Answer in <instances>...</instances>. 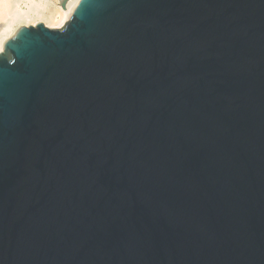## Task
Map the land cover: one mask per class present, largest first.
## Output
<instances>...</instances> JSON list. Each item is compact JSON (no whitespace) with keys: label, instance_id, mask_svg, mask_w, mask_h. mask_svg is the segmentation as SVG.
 I'll use <instances>...</instances> for the list:
<instances>
[{"label":"water","instance_id":"1","mask_svg":"<svg viewBox=\"0 0 264 264\" xmlns=\"http://www.w3.org/2000/svg\"><path fill=\"white\" fill-rule=\"evenodd\" d=\"M0 264H264V0H79L19 27Z\"/></svg>","mask_w":264,"mask_h":264},{"label":"bare ground","instance_id":"2","mask_svg":"<svg viewBox=\"0 0 264 264\" xmlns=\"http://www.w3.org/2000/svg\"><path fill=\"white\" fill-rule=\"evenodd\" d=\"M47 2L34 1L32 12H18L16 9H11V0H0V53L5 50L7 41L11 39L21 25L36 26L38 23H44L51 28L63 27L70 19L79 0L51 2L52 8L48 11L46 8L50 3ZM22 22L23 24H20Z\"/></svg>","mask_w":264,"mask_h":264},{"label":"rangeland","instance_id":"3","mask_svg":"<svg viewBox=\"0 0 264 264\" xmlns=\"http://www.w3.org/2000/svg\"><path fill=\"white\" fill-rule=\"evenodd\" d=\"M34 1L39 2L40 0H11V9L12 8L16 9L18 12H32V3ZM42 1H44V2L48 1L47 3L48 4L50 3L49 5H47L48 8H46L48 11L50 8H52L51 2H57L59 0H42ZM17 3H18V5H17ZM20 24H23V22ZM21 26H25V25H21ZM29 26H31V25H29ZM60 27H62V26H60Z\"/></svg>","mask_w":264,"mask_h":264}]
</instances>
